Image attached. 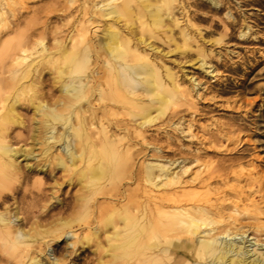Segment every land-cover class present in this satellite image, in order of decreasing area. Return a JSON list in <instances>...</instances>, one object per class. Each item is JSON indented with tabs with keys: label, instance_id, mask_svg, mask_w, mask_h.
Segmentation results:
<instances>
[{
	"label": "bare ground",
	"instance_id": "bare-ground-1",
	"mask_svg": "<svg viewBox=\"0 0 264 264\" xmlns=\"http://www.w3.org/2000/svg\"><path fill=\"white\" fill-rule=\"evenodd\" d=\"M29 1L0 0V29L8 26L6 19L11 18L9 15L15 19L14 27H19L24 14L22 10L28 9ZM212 1L216 6L219 4L216 2L219 0ZM64 2L66 5L60 10L66 17L71 19L78 14L71 49L64 51L60 45L62 47L57 48L59 52H52L46 47H41L39 51V46L44 44L43 39L40 42L31 39L36 30L33 24H29L32 28L29 32L27 30L28 34L26 31H23L25 34L20 32L22 34L19 36L18 33V38L16 35L10 41H14V48L9 55L11 65L8 70L11 77L9 88L20 91L21 95L33 90L46 67H51L60 76L62 99L52 102L51 106L43 102L38 105L41 114L48 118L41 144L47 146L45 152H48L57 143H63L61 151L65 156L55 160H58V166L70 174L67 182L73 188L77 180L85 178L87 170L97 165L96 168L103 174L101 177L104 182L99 177L95 178V175L88 176L87 192L74 203L65 198L59 200L65 213L68 210L76 212L78 208L83 212L71 220H62L58 242L71 236L75 240L71 243L75 250L82 238L73 229L82 227L88 233L86 238L89 240L92 236L100 240L104 234L113 252L106 264H117L125 259L124 264H164V261L167 264H264V260L256 258L250 249L251 246L260 245L261 240L264 241V175L246 172L242 167L243 158H222L219 162L205 160L206 154L211 153V147H206V143L217 146L224 139L231 143L233 139L230 134L233 130L218 129L216 134L215 130H209L213 131L208 134L209 137L205 132L200 134V119L194 112L187 125L188 130H185L191 146L175 149L172 152L175 160L169 165L162 164L156 156V152L163 151L157 145L159 140L152 138L149 142L147 139L148 127L158 120L162 121L171 106L180 103L186 105L192 93L200 90V82L196 80L193 81L192 89H183V79L162 61L168 57L167 53H163L153 43L157 39L181 47L175 28H180L179 33L183 37L181 45L190 46V42L195 40L192 31L195 25H190L189 21L182 26L174 13L176 5L182 6L183 3L179 0H83L79 8L76 6L78 0ZM223 10V7L217 9L218 12ZM89 15L92 18L90 16L87 19ZM99 17L107 20L104 25V19L101 21ZM167 18L172 19L171 26L166 23ZM89 23L97 24L93 28L94 34L99 33L102 25L106 30L92 44L88 38L89 33H92ZM8 28L13 30L10 25ZM161 29H164L163 36L159 33ZM93 50L96 54L107 52L105 69H92ZM198 51L203 58L201 67L206 69L207 53L203 49ZM35 54L39 57L32 63L30 59ZM66 54L72 57L70 61H64ZM209 68L207 72L217 77V67L211 65ZM31 76L36 78L33 83H23ZM2 91L0 85V98ZM21 95L18 93L17 96ZM90 95L92 100L88 99ZM2 103L0 99V110ZM156 105L160 108L158 114L153 116L152 109ZM189 113L177 110L169 119H182V116L191 115ZM6 116L4 114L3 118ZM59 123L63 132L58 130ZM6 132L4 127L0 134V172L7 174V179L0 178V200L3 203L15 198L6 193L12 191L9 183L27 177L21 174L17 160L35 157L30 151H19L8 145ZM139 138L152 146V152H155L152 154L155 161L148 163L145 168L146 181L156 189L152 188L144 195L132 193L129 189L123 191L121 184L111 181L115 174L127 172L140 180L143 172L135 173L133 162V149L137 145L133 143ZM224 147L221 150L227 155L237 154L236 148ZM96 158L101 159L97 164ZM79 163L85 165L82 170H76ZM181 164L187 165H184L181 174L171 173V167L175 169ZM50 165L41 169L48 167L49 178H54L55 170ZM235 166L241 169L236 170ZM32 169L29 166V170ZM156 169L160 172L158 175L155 174ZM156 179L161 180L160 184ZM137 185L138 189L140 185ZM99 196L106 200L100 202ZM108 226H112L114 231H104ZM17 234L23 237L20 243L32 238L29 233L14 231L12 219L0 214V238L12 239ZM13 242L15 244L14 239ZM131 245L137 256H131L134 253L129 248ZM161 250L162 256L158 254ZM261 255L264 256V253Z\"/></svg>",
	"mask_w": 264,
	"mask_h": 264
},
{
	"label": "rangeland",
	"instance_id": "rangeland-1",
	"mask_svg": "<svg viewBox=\"0 0 264 264\" xmlns=\"http://www.w3.org/2000/svg\"><path fill=\"white\" fill-rule=\"evenodd\" d=\"M179 2H182L183 5H176L175 16L179 18L182 26L189 21L190 25H195L194 28L192 27L195 40L190 42V46L181 45L180 41H183V37L180 36V28H175L176 35L179 34L180 41L178 43L181 47L175 43L166 44L163 40L157 39L153 40V43L163 53H167L168 57L162 61L183 79L182 88L192 89L193 81L196 80L200 82V90L192 93L193 98L191 95L187 99L186 105L188 106L184 103L171 106L167 115L162 118L163 120L161 119L162 121L158 120L153 126L148 127L147 139L149 142L152 138L159 140L157 145L163 151L162 153L156 152V156L162 164H171L175 160L172 153L175 149L178 147L187 149L191 146L185 130H188L189 120L195 112L197 119H200H198L199 126L202 127L200 134L205 132L204 134L209 137V133L211 134L215 130L214 133L216 134L218 129H228L234 132L230 134L233 139L231 143L234 144L227 142L226 139H224L226 143L222 141L217 145L218 147L212 146L214 145L212 143H210L211 145L207 144L209 142L206 143V147L213 148L210 149L211 153L206 154V161L219 162L222 158H243L242 167L246 172H252L256 176L264 175V0H219L216 1L219 3L217 6L212 0H179ZM82 4L83 0H78L76 6L81 8ZM65 5L64 0H30L27 5L28 9L22 10L24 14L20 19L19 27H14L15 19L9 15L8 17L11 18L7 17L6 21L9 22L8 26L10 25L14 31L10 30L8 26L7 29L5 27L0 29V85L3 88V95L0 98L3 102L0 110V121H3L4 127L7 129L8 145L19 151H30L35 156L27 160L24 157L17 160L21 174H25L27 177L9 183L12 191L6 193L12 198L15 197L14 199H9L6 203L0 200V214L12 219L13 230L29 233L32 238L16 245L11 258L0 256V264H31L34 262L36 264H106L110 261L113 253L110 244L104 238V234L100 240L95 236L89 240L86 238L88 233L82 227L81 229L80 227L73 229L77 230L76 232L82 238L75 250L71 246V243L75 241L71 236L60 243L58 242L62 220L64 218L71 220L83 212L78 208L76 212L68 210L65 213L59 200L65 198L68 202L74 203L80 199L87 192L88 176L95 175V178L99 177L100 181L104 182L103 177H101L103 174L96 168L97 165L92 168L93 170H87L89 173L86 171L85 178L77 180L76 187L73 188L67 182L70 174L63 167L58 166V160H55L59 156H65L61 151L63 143H57L48 152H45L47 146L41 144L48 125V118L41 114L38 105L43 102L51 106L52 102L62 99L60 76L51 67H46L47 69L43 70V74L38 75V80L31 76L30 81L29 79L23 81L27 84L36 80L31 92L21 95L20 91L9 88V82L11 84L8 71L11 65L9 55L14 48V41H10L16 38V35L18 38L23 31L27 33V30L28 32L31 31L29 29L34 26L33 28L36 30L34 35L36 33L38 35L35 37L33 35L31 39H34L35 42H40L43 39L44 43L39 46V51L42 50L41 47H46L52 52H59L57 48L62 46L64 51L71 49V38L76 34L74 33V23L78 19V14L71 19L66 17L60 10ZM184 7L187 9L185 10L186 14L183 11ZM218 7L219 9L223 7L224 10L218 12ZM90 16L92 18V15H89L87 19H90ZM99 19L102 21L104 18L99 17ZM103 21L102 24L104 25L107 20L104 19ZM166 23L171 26L173 24L172 19L167 18ZM29 24H33L32 27ZM96 25L89 26L92 31L88 35L91 44L97 40V37H102L106 32L102 25L99 33L94 34L93 28ZM163 30L158 31L162 36ZM20 32L22 33L20 34ZM198 49H203L207 53L205 61L208 65L206 69L201 67L203 58L199 55ZM149 53L151 54V52ZM92 55V69H105L104 60L108 56L107 52L96 54L93 50ZM210 55L211 57H208ZM38 57L39 55L35 54L30 61L34 63ZM71 58L70 55L66 54L64 61H70ZM210 64L217 67L215 73L217 72V77L220 75L218 78L207 72L210 69ZM37 81L41 82L37 83ZM18 93L21 96H17ZM38 96L40 99H37ZM91 98L90 95L88 99ZM159 108L160 106L156 105L152 109L153 116L158 114ZM177 110H183V113L190 112L191 115L182 116V119L173 118L170 120L171 114ZM4 114L7 116L3 118ZM202 114L203 116H201ZM57 127L60 132L64 131L60 123L57 124ZM209 130L213 131L210 132ZM235 144L237 145L235 146ZM133 145H136L133 149L135 173L143 172L140 180L136 177L133 178L132 174L127 172L115 174L111 181L121 184L123 191L129 189L132 193L144 195L148 190L156 189L146 181L147 169L145 168L148 163L155 161L152 157L155 152H152V146H148L142 138H139ZM222 146L223 148L229 146V149L236 148L237 154L227 155L222 152ZM100 160V158H96L95 163L97 164ZM47 164H51L50 167L55 170L54 178H49L48 167L41 169ZM184 165L181 164L175 169L171 167V173L181 174L183 168L187 166L184 167ZM29 166H32L33 169L29 170ZM82 167L84 168L85 165L79 163L76 170H82ZM235 167L236 170L241 169L240 166ZM159 173V170L156 169L155 174L158 175ZM156 182L160 184L161 180L156 179ZM138 183L140 187L137 189ZM98 200L101 202L106 199L99 196ZM107 201L111 202L112 199H107ZM258 202L262 204L260 199ZM262 218L264 221V217ZM104 231L111 233L114 229L112 226H108ZM101 240L103 242L100 244ZM263 242L261 240L260 245L250 247L255 257L261 260H264V256L261 255L264 253ZM252 243L256 242L253 241ZM129 248L135 250L132 245ZM135 252L131 255L132 257L137 256ZM125 260H120L117 264H124Z\"/></svg>",
	"mask_w": 264,
	"mask_h": 264
},
{
	"label": "clouds",
	"instance_id": "clouds-1",
	"mask_svg": "<svg viewBox=\"0 0 264 264\" xmlns=\"http://www.w3.org/2000/svg\"><path fill=\"white\" fill-rule=\"evenodd\" d=\"M4 131V123L3 121H0V134H2ZM0 178L7 179V174L0 172ZM13 239L15 240V244L13 243ZM23 239L21 234H17L14 238L9 239L7 237L0 239V256H5L11 258L15 252L16 245L20 243V241ZM163 250H161L160 254L162 256ZM164 264H167L166 261H164Z\"/></svg>",
	"mask_w": 264,
	"mask_h": 264
}]
</instances>
